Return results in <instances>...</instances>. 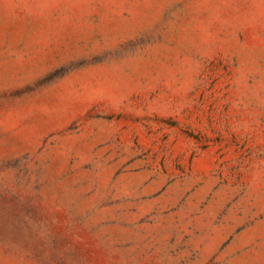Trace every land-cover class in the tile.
<instances>
[{"label": "rangeland", "instance_id": "rangeland-1", "mask_svg": "<svg viewBox=\"0 0 264 264\" xmlns=\"http://www.w3.org/2000/svg\"><path fill=\"white\" fill-rule=\"evenodd\" d=\"M0 264H264V0H0Z\"/></svg>", "mask_w": 264, "mask_h": 264}]
</instances>
